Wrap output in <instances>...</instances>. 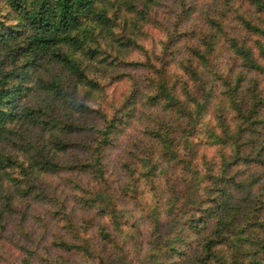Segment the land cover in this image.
Returning a JSON list of instances; mask_svg holds the SVG:
<instances>
[{
  "label": "trees",
  "instance_id": "obj_1",
  "mask_svg": "<svg viewBox=\"0 0 264 264\" xmlns=\"http://www.w3.org/2000/svg\"><path fill=\"white\" fill-rule=\"evenodd\" d=\"M133 116L116 177L105 155ZM25 199L47 209L3 264H73L92 227L119 251L98 263L127 264L122 200L151 226L143 264H264V0H0V238Z\"/></svg>",
  "mask_w": 264,
  "mask_h": 264
},
{
  "label": "rangeland",
  "instance_id": "obj_2",
  "mask_svg": "<svg viewBox=\"0 0 264 264\" xmlns=\"http://www.w3.org/2000/svg\"><path fill=\"white\" fill-rule=\"evenodd\" d=\"M154 17L158 20L159 23H164L166 19H169L168 16V9H166V6H162L159 9H157L156 13L154 14ZM145 30V38L141 44L144 45V48L148 52H150L152 49H155L156 46H152V41L155 40L157 41L159 38H161V33L162 31L158 28L155 27L154 24H147L144 28ZM138 55L144 56L141 51H135L131 53L132 58H136ZM37 73H41L40 71H36ZM211 82L208 83L207 86H209ZM216 86V85H215ZM125 87V81L123 80H115L114 83H109L104 85L103 89L99 92H104L106 93L105 96L108 99L111 95H116L119 94L123 88ZM194 92V90L192 91ZM104 104V103H102ZM72 119L74 120L75 123L77 122H88V117L84 115H77L75 114ZM82 124V123H78ZM137 128H138V117L133 116L129 120H127L125 123H122L118 126L115 135H114V140H115V145L113 148L109 149L105 155V161L108 164L109 170L113 172V175L115 173L116 177H120L119 169L114 168V163L116 159L122 154L124 151L125 147L128 145L130 142L129 140L135 136L137 133ZM80 134H71L65 137L66 140L69 141H77L81 139ZM206 152V156L211 159H216L217 158V150H214L212 147H207L203 146L201 148ZM61 159L66 160V158H71L67 157V153L62 154L60 156ZM50 183H54L57 181L54 177L47 178ZM157 183V182H156ZM142 199H146L148 197L149 199L153 197V195L149 192L148 196L147 194L142 193L141 195ZM140 197V198H141ZM153 199V198H152ZM140 202V201H139ZM135 202L132 200H122L119 202V206L123 209V211L126 212L127 216V224L125 225L127 228V231H131V237L127 238L129 240V243L126 245V247L123 250V257L125 259V262L127 264H143L144 260L142 257L148 252L149 250V244L152 239V236H150V229L151 226L144 221L143 219L139 218V211L136 212L135 208ZM15 209H16V216L15 218L12 219L8 227H6L5 231L3 232L1 238H0V264H3L4 262L2 261V258L6 255V253L9 252H17L18 246L24 242L25 239H22L20 237H23L25 233L28 231L35 232L34 227V220L33 215L34 214H45V210L47 209L46 204L43 202L39 201H33L32 199H25V200H18L15 202ZM28 213L30 216L29 218L26 219V228L21 229L18 228V223L20 214L22 213ZM133 215L135 220L138 221L136 225H138V229L130 228L128 225L132 224V218L130 216ZM160 222L163 225L166 220L162 216L160 218ZM167 225V223H166ZM35 227H37V224L35 223ZM88 234L93 238L92 240V247L93 251L91 250V255H87L89 253L86 252H80L67 256L69 260L73 264H99L97 257L94 256V254H105V253H116L119 251L113 250L110 244H106L104 241L99 240L94 231L93 227L89 229ZM36 236H40L41 232L38 230L35 233ZM121 237L116 238L117 240H121ZM193 247V245H192ZM121 254V252H120ZM115 256V255H114ZM69 264V263H66ZM116 264H120V261H116Z\"/></svg>",
  "mask_w": 264,
  "mask_h": 264
}]
</instances>
